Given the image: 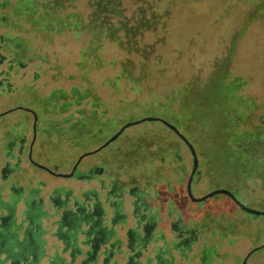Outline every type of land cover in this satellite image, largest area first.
<instances>
[{
  "label": "rangeland",
  "instance_id": "374dc122",
  "mask_svg": "<svg viewBox=\"0 0 264 264\" xmlns=\"http://www.w3.org/2000/svg\"><path fill=\"white\" fill-rule=\"evenodd\" d=\"M111 1L106 12L98 0H65L63 13H77L70 21L79 22L80 29L42 31L26 22L20 31L0 28L27 38L31 56L26 66L11 70L9 79L0 84V112L6 111L0 116V144L13 125L17 133L21 131V122L30 135L33 118L24 109L33 108L41 114L40 126L47 124L45 119L52 126L45 150L61 163L59 171L68 172L82 154L104 144L127 122L145 116L163 118L195 147L199 160L192 183L195 197L228 189L243 204L264 211V177L233 168L238 164L232 163L236 145L229 140L232 131L245 128L253 133L254 126L264 122V0ZM5 67L4 63L0 71ZM221 70L225 82L236 80L235 93L245 101L238 109L239 119L227 132L193 115L194 109L203 107L199 98ZM83 118H91L94 129L77 126L85 130L79 134L72 126ZM248 137L245 146L254 141ZM218 142L224 145L221 152ZM99 158L109 162V173H119L129 184L144 187L149 180L152 194L158 184L155 198L161 210L163 200L167 203L171 197L186 223L194 220L198 228L205 225L206 231H215L208 239L200 235L191 264H201L202 242L220 253L211 256L212 264H228L226 252L241 257L264 244V215L242 210L226 193L202 201L187 196L192 153L164 123L132 124L82 162ZM51 160L43 159L48 165ZM125 203L129 211V201ZM134 224L129 217L127 226ZM229 224L233 231L224 229ZM160 225L168 238V220ZM225 233L229 235L224 237ZM251 259L264 264V247Z\"/></svg>",
  "mask_w": 264,
  "mask_h": 264
},
{
  "label": "crops",
  "instance_id": "0c3cea01",
  "mask_svg": "<svg viewBox=\"0 0 264 264\" xmlns=\"http://www.w3.org/2000/svg\"><path fill=\"white\" fill-rule=\"evenodd\" d=\"M14 153L17 154V148L14 149ZM48 155L52 159L50 167L58 163L52 154L48 153ZM43 159V156L38 153V161L42 163ZM94 161H84L82 164L88 166ZM15 162V159H11V165ZM19 166L18 174H12L3 179L0 177V264H95L89 261L86 253L90 252L92 255L91 245L103 231H115L116 235L109 239L106 254L103 253L102 248L97 264H148V262L157 264L154 250L162 243V239L158 238L160 236L158 230L162 229L161 225L155 231L152 243L154 245L142 255H138L139 246L134 243L129 245L126 237V231L131 225L127 226V221H123L121 217L112 223L110 219L113 213L109 207H106L109 220L105 230L102 226L93 224L90 229L88 228V236L81 235L76 240L72 219L75 215L82 213L83 207L90 208L94 214L95 195L92 188L96 185L95 179L84 182L72 177H69L72 179L69 182L50 180L48 176H61L36 169L24 157L21 158ZM58 172L68 173L59 170ZM117 176L120 177L118 187L127 184L125 179L115 172L107 173L106 184L109 182L108 179ZM83 193L87 194V198L83 196ZM149 194L152 195L150 191ZM101 197L103 199V196ZM110 197L112 201L118 199L113 194ZM157 197L153 199L154 201L152 200V204L154 206L158 204L161 208ZM130 199L128 195H125V200ZM18 200H26L29 206L24 209L23 201H19L15 207ZM165 201L164 199L161 217L166 224L169 219ZM126 212L128 210L123 206L119 214H126ZM93 218H95L94 215ZM83 239L87 240L88 244H83ZM197 245L200 246V244ZM153 246L154 250L151 249ZM214 247L213 250H208L211 259L214 255L220 254ZM172 251L175 254L173 249ZM184 252L188 253L189 257H193V245L191 249H185Z\"/></svg>",
  "mask_w": 264,
  "mask_h": 264
},
{
  "label": "flooded vegetation",
  "instance_id": "af4514ba",
  "mask_svg": "<svg viewBox=\"0 0 264 264\" xmlns=\"http://www.w3.org/2000/svg\"><path fill=\"white\" fill-rule=\"evenodd\" d=\"M24 110L27 113L32 114L33 119L31 124V133L30 135L27 134V126L24 123L22 124L21 122V124H19L21 129L20 132L17 133L15 131L17 125H13V127L11 128V134L9 132L10 135L8 137H2L0 144V177L3 179L8 177L9 175L16 173L18 174L20 171L19 162L23 157L29 162L30 165L34 166L38 170L50 173L52 175L58 174V167L61 164L60 162L55 163L50 167V165H48L44 161L42 163L38 161V153L41 154L44 159L50 158L48 152L45 150V145H47V139L49 138L52 126L48 123L47 119H45L47 124L44 126H40L39 123L41 114L33 108H26ZM37 143L39 145L38 147L36 145ZM15 148H17V154L14 153ZM83 158L80 161L76 160L72 164L68 173L74 171L72 178H76L81 182L90 181L92 178L95 179L96 185L94 186V188H92L94 189L93 193L95 195V211L93 214L94 217H99L103 213V206L104 208L109 207L111 209L113 215L110 221L112 223L116 222L117 218L119 217H121L125 222L129 217H132L135 224L128 228V230L126 231V237L129 240V245L134 243L139 246L140 250L137 254L142 255L144 251H148L149 245L154 242L155 231H157L158 227H160V221H162L161 208L158 205L154 206L152 204V200L155 198V195L158 196L159 193L157 187L158 184H154L155 190L154 194L152 195L149 194V180L146 182L147 184L144 187H140L137 184H129L127 182H125L127 184L123 185V187H118L120 177L117 176L116 178L108 179L109 182L108 184H106L107 173L110 167L108 166L109 162L107 160L99 158L95 160L92 165L87 166L82 164ZM11 159H15L16 162L14 163V165H11ZM52 171H54L55 174L52 173ZM112 194L118 197L117 201L111 200L110 196ZM125 195H128V197L131 198L129 200L130 210L126 212V214L124 213L121 215L119 214V211L126 204ZM83 196L87 198L86 193H83ZM101 196H103V199ZM148 198H150V200ZM19 201H23L22 204L23 207H25L24 209L29 206V203L26 200H18L14 205L15 207L18 205ZM85 208L86 207H83L82 210ZM166 210L167 217L169 219L168 225L170 236L167 238L163 230L159 229L158 232L160 236H158V238L160 237L159 239H162V243L155 250L154 246L153 248H151L156 252L154 255L157 259V264H175L176 262L177 264H191L193 262V257H189L188 253H185L184 250L191 249L192 245L197 244L200 240V235L205 234L208 239V235L215 233V231L213 230L211 233L206 231L205 225L198 228L197 224L194 223V220L191 223H186L183 220V217L177 213L175 202H173L171 197L168 199ZM224 229H230V231H233L232 224L224 227ZM105 232L106 231H103L101 232V234ZM25 233L26 232H24V234ZM228 235L229 233H225L224 237ZM99 238L100 237L98 236L95 238L94 242L92 241L94 243L93 245H98ZM210 238L211 236L209 237V239ZM232 242V238L228 237V244H231ZM172 249L175 251V254L173 253ZM251 249L241 257L239 254L226 252L224 254V258L225 260H228V264H230V261L233 264L234 259L238 257V262H235L234 264H259L258 260L260 259H251V256L253 254V252H251ZM208 250L209 246L202 242L200 253L201 264H212V259L209 257L210 255L208 254ZM148 264H150V262H148Z\"/></svg>",
  "mask_w": 264,
  "mask_h": 264
},
{
  "label": "trees",
  "instance_id": "16d2710c",
  "mask_svg": "<svg viewBox=\"0 0 264 264\" xmlns=\"http://www.w3.org/2000/svg\"><path fill=\"white\" fill-rule=\"evenodd\" d=\"M65 0H0V28H18L23 29L22 23H28L30 27L40 29L42 31H62L69 28L80 29V26L75 21H70L71 18H76L77 13L64 14ZM101 11H109L111 8V0H98ZM119 1V0H115ZM103 9V10H102ZM111 11V10H110ZM101 27V25H99ZM103 28V26H102ZM105 28V27H104ZM103 28V29H104ZM30 45L27 38L23 37L20 32L10 34L9 32L0 31V67L5 63L6 67L0 71L3 77L0 84H4L9 79L11 70L18 69L27 65L31 59L29 56ZM223 70L216 72L211 80V85L207 87L205 92L200 96L199 100L202 103L200 109H194L193 115L201 119L204 123H215L217 129H225V132L230 131L233 123L239 119V107L245 105V101L241 100V96L235 93L237 82L231 80L225 82ZM91 118L93 116H90ZM90 120L80 119L74 123L72 129L79 134L85 130L78 129L85 127L92 131L94 125ZM244 119V116L240 117ZM93 121V120H92ZM210 128V127H209ZM256 132H249L244 128L243 132L232 131L229 135L231 144H235V148L231 151L235 164L233 168L238 171H244L246 174H260L264 177V122L260 120L255 126ZM219 130V129H218ZM81 131V132H80ZM207 134L209 129L206 130ZM223 133V132H221ZM219 133L216 132V136ZM249 135L253 136L254 141L245 146V140ZM217 151L221 152L224 145L221 142L216 144ZM260 148L262 150H260ZM221 149V150H220Z\"/></svg>",
  "mask_w": 264,
  "mask_h": 264
},
{
  "label": "water",
  "instance_id": "95a60500",
  "mask_svg": "<svg viewBox=\"0 0 264 264\" xmlns=\"http://www.w3.org/2000/svg\"><path fill=\"white\" fill-rule=\"evenodd\" d=\"M27 109H29V108H27ZM7 112H8V110H7ZM4 113H6V111L0 113V116ZM153 120L160 121V122L164 123L165 125H167L169 128H171L173 131H175L183 139V141L187 144V146L189 147V149L192 153L193 167H192V171L190 173V176H189V179H188L187 185H186L187 193L192 200L202 201V200H205L206 198L211 197L213 195H216L218 193H226L229 196H231V198L233 200H235L237 202V204L239 205V207L242 210L247 211V212L252 213V214H255V215H264V211L254 209V208H251V207L243 204L241 201H239L236 198L235 194L231 190H228V189L219 188V189H216V190L209 192L208 194H206L204 196L195 197L192 193V180H193L194 175L197 172L198 167H199V160H198V156H197V152L195 150V147L188 140V138L186 136H184L179 131V129L175 125L171 124L170 122H168L167 120H165L163 118H159V117H155V116H145L141 119L131 121V122H127L112 137H110L104 144H102L101 146H99L98 148H96L92 151H88V152L82 154L78 160L80 161L86 155L98 152L102 148L106 147L108 144H110L112 141H114L116 138H118L121 135V133L125 130V128H127L128 126L135 124V123L142 122V121H153ZM52 173L55 174L54 171H52ZM73 174H74V171L70 172V173H59L56 175H59L61 177H65V178H69V177H72ZM108 220H109V217H108V211L106 208H104L103 213L99 217H96V218H93V212L91 211L90 208L83 209L82 213L75 215L72 219V224L74 227L76 240H78L81 235L82 236H88L89 229L93 226V224L102 226L105 229V227H107ZM115 235H116L115 231H106L105 233H102L99 236L100 238L98 239V241H99L98 245L97 246H95L93 244L91 245V248L93 250L92 255L90 254V252L86 253L88 255L89 261H93L95 264H97L96 261H97L99 254L102 253L101 252L102 248H103V253L106 254V252H107V248H106L107 246L106 245H107L109 239L111 237H114ZM83 244H88V241L83 239ZM262 247H264V244H261V245L255 247L254 249H252L251 252H255L256 250H258Z\"/></svg>",
  "mask_w": 264,
  "mask_h": 264
}]
</instances>
